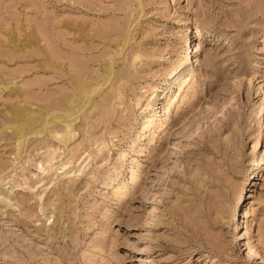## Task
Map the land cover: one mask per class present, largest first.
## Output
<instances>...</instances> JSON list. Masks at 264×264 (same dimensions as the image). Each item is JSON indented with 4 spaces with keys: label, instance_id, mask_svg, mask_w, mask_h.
<instances>
[{
    "label": "rangeland",
    "instance_id": "1",
    "mask_svg": "<svg viewBox=\"0 0 264 264\" xmlns=\"http://www.w3.org/2000/svg\"><path fill=\"white\" fill-rule=\"evenodd\" d=\"M0 264H264V0H0Z\"/></svg>",
    "mask_w": 264,
    "mask_h": 264
},
{
    "label": "bare ground",
    "instance_id": "2",
    "mask_svg": "<svg viewBox=\"0 0 264 264\" xmlns=\"http://www.w3.org/2000/svg\"><path fill=\"white\" fill-rule=\"evenodd\" d=\"M62 50H63V49H62ZM58 51H59V50H58ZM192 51H193V50H192V48H191V49H190V52H192ZM76 53H77V52H76ZM58 54H59V52H58ZM57 57H58V56H57ZM44 68H45V67H44ZM61 73H62V72H61ZM62 74H63V73H62ZM45 81H46V80H45ZM63 81H64V80H63ZM94 85H95V84H94ZM84 87H85V86H84ZM82 88H83V87H82ZM83 89H84V88H83ZM85 89H86V88H85ZM83 92H84V91H83ZM88 93H89V92H88ZM75 95H76V94H75ZM75 95H74V97H75ZM72 97H73V95H72ZM72 97L70 98L71 100H73ZM74 97H73V98H74ZM76 98H77V97H76ZM76 98H75V99H76ZM78 99H79V98H78ZM78 101H79V100H78ZM78 101H77V102H78ZM67 103H68V102H67ZM73 103H74V102H73ZM75 103H76V101H75ZM75 103H74V104H75ZM71 104H72V103H71ZM70 107H72V106H70ZM23 110H24V109H23ZM27 111H28V110L25 109L24 112L26 113ZM24 112H23V113H24ZM31 112L34 113V111H31ZM31 112H30V113L28 112V113H29V114H32ZM28 113H27V114H28ZM16 114H17V111L15 112L14 117H16ZM34 114H35V113H34ZM34 114H33V115H34ZM8 115H9V114H8ZM35 115H36V114H35ZM25 116H26V114H25ZM37 116H38V114H37ZM56 116H57V115H56ZM9 117H11V116H9ZM27 117H28V116H27ZM13 119H14V118H13ZM20 119H21V118H20ZM26 119H27V118H26ZM33 119H34V118H33ZM65 119H66V117H65ZM15 120H17V119H15ZM27 120H28V119H27ZM30 120H31V118H30L28 121H30ZM58 120H59V118H58ZM98 120H99V118H98ZM17 121H18V120H17ZM20 122H21V121H20ZM22 122H23V121H22ZM22 122H21V123H22ZM23 123H24V122H23ZM53 123H54V122H53ZM11 124H12V123H11ZM25 124H26V123H25ZM51 124H52V121H51ZM54 124H55V123H54ZM47 125H48V123H47ZM13 126H14V124H13ZM28 126H29V125H28ZM30 126H31V125H30ZM67 126H68V125H67ZM53 127H54V126H53ZM13 128H14V127H13ZM29 128H30V127H29ZM14 129H15V128H14ZM26 129H27V126H26ZM26 129H25V130H26ZM12 130H13V129H12ZM22 130H24V129H21V131H22ZM14 131H15V130H14ZM28 131H29V130H28ZM15 132H17V131H15ZM18 132L21 133V132H20V128H19V131H18ZM18 132H17V133H18ZM19 133H18V134H19ZM22 134H23V133H22ZM20 135H21V134H20ZM16 136H17V135H16ZM18 136H19V135H18ZM62 136H63V135H62ZM59 139H60V138H59ZM248 252H250V251H248Z\"/></svg>",
    "mask_w": 264,
    "mask_h": 264
}]
</instances>
